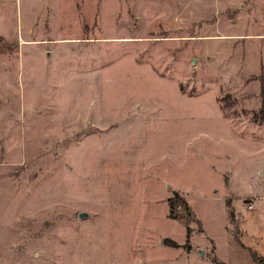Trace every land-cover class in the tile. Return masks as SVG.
Listing matches in <instances>:
<instances>
[{"label":"rangeland","instance_id":"obj_1","mask_svg":"<svg viewBox=\"0 0 264 264\" xmlns=\"http://www.w3.org/2000/svg\"><path fill=\"white\" fill-rule=\"evenodd\" d=\"M253 252L264 0H0V264Z\"/></svg>","mask_w":264,"mask_h":264},{"label":"trees","instance_id":"obj_2","mask_svg":"<svg viewBox=\"0 0 264 264\" xmlns=\"http://www.w3.org/2000/svg\"><path fill=\"white\" fill-rule=\"evenodd\" d=\"M175 198H171L170 202H171V206H170V217L174 218V219H179L181 216L177 211V206L179 204H182V207L184 209H187V206L185 204V200H183V198L180 197L179 194H175ZM252 259L256 260L258 262V264H264V258L262 255H257L256 252L251 253Z\"/></svg>","mask_w":264,"mask_h":264},{"label":"built area","instance_id":"obj_3","mask_svg":"<svg viewBox=\"0 0 264 264\" xmlns=\"http://www.w3.org/2000/svg\"><path fill=\"white\" fill-rule=\"evenodd\" d=\"M254 207V204H249V208H253Z\"/></svg>","mask_w":264,"mask_h":264},{"label":"water","instance_id":"obj_4","mask_svg":"<svg viewBox=\"0 0 264 264\" xmlns=\"http://www.w3.org/2000/svg\"><path fill=\"white\" fill-rule=\"evenodd\" d=\"M80 216L83 217L84 216V213H82Z\"/></svg>","mask_w":264,"mask_h":264},{"label":"crops","instance_id":"obj_5","mask_svg":"<svg viewBox=\"0 0 264 264\" xmlns=\"http://www.w3.org/2000/svg\"><path fill=\"white\" fill-rule=\"evenodd\" d=\"M251 209H253V208H251ZM264 258V257H263Z\"/></svg>","mask_w":264,"mask_h":264}]
</instances>
